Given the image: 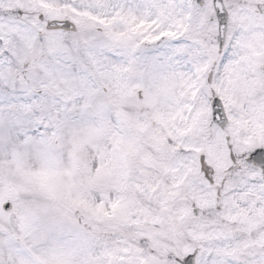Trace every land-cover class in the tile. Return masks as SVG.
Segmentation results:
<instances>
[{"label":"snow or ice","instance_id":"snow-or-ice-1","mask_svg":"<svg viewBox=\"0 0 264 264\" xmlns=\"http://www.w3.org/2000/svg\"><path fill=\"white\" fill-rule=\"evenodd\" d=\"M0 264H264V0H0Z\"/></svg>","mask_w":264,"mask_h":264}]
</instances>
